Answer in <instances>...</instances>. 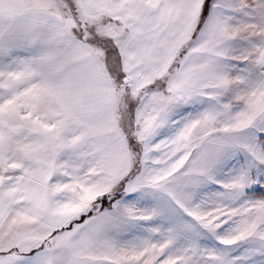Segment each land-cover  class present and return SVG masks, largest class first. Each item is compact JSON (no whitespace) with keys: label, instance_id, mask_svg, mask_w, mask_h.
Here are the masks:
<instances>
[{"label":"snow or ice","instance_id":"1","mask_svg":"<svg viewBox=\"0 0 264 264\" xmlns=\"http://www.w3.org/2000/svg\"><path fill=\"white\" fill-rule=\"evenodd\" d=\"M0 264H264V0H0Z\"/></svg>","mask_w":264,"mask_h":264}]
</instances>
